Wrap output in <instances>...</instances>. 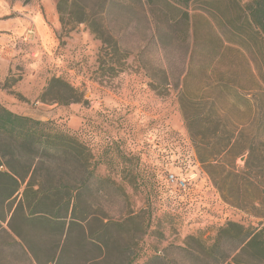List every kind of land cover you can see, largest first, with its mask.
<instances>
[{
  "label": "rangeland",
  "instance_id": "374dc122",
  "mask_svg": "<svg viewBox=\"0 0 264 264\" xmlns=\"http://www.w3.org/2000/svg\"><path fill=\"white\" fill-rule=\"evenodd\" d=\"M0 1L12 12L0 20L22 22L20 33L9 35L4 47L0 43V71L9 66L0 82L11 96L7 104L18 105L19 115L47 123L48 136L60 133L84 146L77 149L81 156L76 160L36 161L26 182L33 172L40 181L63 178L70 186L58 203L87 182L57 229L21 218L10 221L17 202L2 203L0 196L5 219H0V264H224L214 249L220 229L229 222L249 226L256 220L224 200L199 161L185 120L214 111L211 103L217 97V107L233 126L251 123L257 106L264 108L263 95L260 104L252 100L255 89H264L259 58H252V67L248 58L215 59L201 52L207 33L229 31L236 48H262L261 37L242 22L253 0H216L212 8L205 0L190 4L196 52L185 85L182 74L190 55L170 45L168 61L163 60L150 42L157 21L174 34L182 30L168 21L177 16L168 6L169 18L139 0ZM142 62L158 79L162 67L169 70L172 87L155 90ZM54 78L74 92L49 91ZM221 81L226 91L219 96ZM182 88L184 111L178 95ZM204 128L201 122L192 125L195 134ZM8 144L0 136V147L9 150ZM245 160L239 158L237 165L242 168ZM12 165L25 175V162ZM92 175L103 181L100 193L93 190ZM224 253L234 262L233 252Z\"/></svg>",
  "mask_w": 264,
  "mask_h": 264
},
{
  "label": "trees",
  "instance_id": "16d2710c",
  "mask_svg": "<svg viewBox=\"0 0 264 264\" xmlns=\"http://www.w3.org/2000/svg\"><path fill=\"white\" fill-rule=\"evenodd\" d=\"M139 1L144 6L156 7L157 12L160 11L167 18L169 17L165 6L170 7L172 11L177 13V16L169 18L168 21L170 20L175 25H182V30L178 34H174L160 27L161 21H157V27L150 42H153L157 53H160L163 60L167 57L168 61L169 52L172 48H170V45L179 46V49L183 48L185 53L190 55L189 61L187 59L186 72L182 74L184 77L183 84L185 85L191 73V57L196 52L193 45L194 40L192 41L196 37H193L190 31L191 17L188 9L190 4L197 0ZM205 1L208 3L209 8H212L211 2L216 0ZM202 11L207 17H210L207 10ZM242 22L243 25L254 28L256 35L261 37L262 48L256 45H253L250 50L243 47L236 48L230 39L233 33L229 31L215 32L214 36L207 33L208 37L204 41L206 43L201 52L204 55L206 54L207 57L215 59L230 58L232 55L248 58L252 67V63H254L252 58L256 57L264 66V0H253L247 5L242 15ZM143 67L146 75L151 80V86L155 90L158 88L170 89L172 87L168 80L170 78L169 70L162 67L161 74L163 77L158 79L151 75L148 66L144 65ZM252 77L255 79L258 77L256 69L253 68ZM62 88L74 92L67 83L59 78H54L48 89L52 91ZM176 88H178L177 85ZM216 89L220 92L219 96L223 95L226 91L224 81H221ZM255 91L252 100L260 104V97L264 96V89L258 87ZM178 95L184 111V88L179 90ZM242 95L240 94V97ZM243 97L246 98V96ZM220 98L217 97L211 103L215 107L214 111L212 108L211 112H201L187 117L185 120L187 128L191 134L200 163L205 166L208 175L215 187L221 192L224 200L231 207L256 220V223L244 226L229 222L220 229L214 249L220 252L218 260H222L224 264H264V108H262V105L261 107L257 106L256 111L258 113L251 119V123L233 126L230 123L228 113L217 107ZM195 122H201L205 126L199 134H195L192 130V125ZM46 125L45 122L13 113L0 105V136L9 141V150L0 147V168H3L2 171L0 170V196L2 197V203L17 202V207L10 221L21 218L26 222H40L50 229H57L61 227L60 222L68 214L70 201L74 200V197L76 200L78 199V195L80 196L81 191L85 189L87 182L84 181L76 188V195L72 194L67 201L58 203L56 198L61 196L64 190L67 191L70 186L63 178L56 182L53 180L55 177L49 179V182L48 180L40 181L36 173L33 172L28 182H26V179L36 161L42 159L49 162L65 161L68 157L76 160L81 156L78 150L83 149L84 146L75 138L60 133L48 136L45 132ZM242 157H246V160L244 166L240 168L237 165V160ZM91 159H94L92 154ZM14 162L18 164L25 162L27 164L25 175H21L14 168L12 165ZM95 166H97L96 163H94ZM92 179H94L93 190L100 193L102 191V179L99 177L94 178L93 175L89 180ZM23 188V193H21ZM40 208H45L46 212L40 213L38 211ZM77 208L78 203L75 201L72 211V218L74 219H76ZM0 219L5 220L4 217H0ZM9 226L12 228V224L9 223ZM227 250L235 254L234 262L227 261L230 257V255L224 253ZM240 255L245 256V261H242Z\"/></svg>",
  "mask_w": 264,
  "mask_h": 264
},
{
  "label": "crops",
  "instance_id": "0c3cea01",
  "mask_svg": "<svg viewBox=\"0 0 264 264\" xmlns=\"http://www.w3.org/2000/svg\"><path fill=\"white\" fill-rule=\"evenodd\" d=\"M11 15V7L9 4H7L6 2H2L0 1V17L1 16H5V15ZM22 22L17 21L16 19H10V20H0V43L2 44V46H6L5 44L8 43L9 41V35H12L13 33H20L22 31ZM46 29V28H45ZM42 30V36L47 40V34H44V29ZM47 33V32H46ZM52 34V33H51ZM7 63V62H5ZM0 82L3 80H6L8 74H9V66L8 63L4 64L3 67V71L1 70L0 73ZM11 98V96H9L7 93H4L1 89H0V103L7 108L9 111L19 114V106L18 105H12V104H7V99L9 100Z\"/></svg>",
  "mask_w": 264,
  "mask_h": 264
},
{
  "label": "built area",
  "instance_id": "2783aa9c",
  "mask_svg": "<svg viewBox=\"0 0 264 264\" xmlns=\"http://www.w3.org/2000/svg\"><path fill=\"white\" fill-rule=\"evenodd\" d=\"M172 178V180L174 179V177H171Z\"/></svg>",
  "mask_w": 264,
  "mask_h": 264
}]
</instances>
